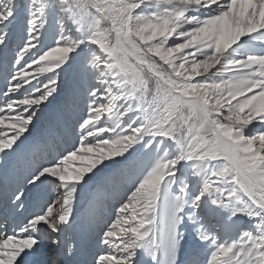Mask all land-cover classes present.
<instances>
[{"label":"snow or ice","instance_id":"6c2138e0","mask_svg":"<svg viewBox=\"0 0 264 264\" xmlns=\"http://www.w3.org/2000/svg\"><path fill=\"white\" fill-rule=\"evenodd\" d=\"M0 264H264V0H0Z\"/></svg>","mask_w":264,"mask_h":264},{"label":"rangeland","instance_id":"374dc122","mask_svg":"<svg viewBox=\"0 0 264 264\" xmlns=\"http://www.w3.org/2000/svg\"><path fill=\"white\" fill-rule=\"evenodd\" d=\"M66 92H67V85H66ZM63 99H64V97H61V101H62ZM59 104H60V101H56V102H54L50 114H53V113H54L55 108H56ZM53 118H54V117H53ZM46 127H47V116H43V117H42V120H41V124H40V126L38 127L37 131L34 132V134H39L40 132L45 131Z\"/></svg>","mask_w":264,"mask_h":264},{"label":"bare ground","instance_id":"6f19581e","mask_svg":"<svg viewBox=\"0 0 264 264\" xmlns=\"http://www.w3.org/2000/svg\"><path fill=\"white\" fill-rule=\"evenodd\" d=\"M42 132H40L39 134H41ZM39 134H34V135H36V136H38Z\"/></svg>","mask_w":264,"mask_h":264}]
</instances>
